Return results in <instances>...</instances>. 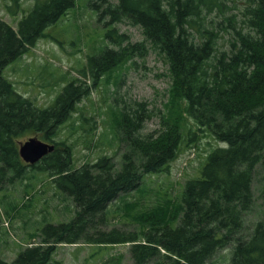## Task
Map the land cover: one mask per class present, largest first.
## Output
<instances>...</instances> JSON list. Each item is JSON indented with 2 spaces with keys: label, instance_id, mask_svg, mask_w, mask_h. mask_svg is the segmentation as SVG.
<instances>
[{
  "label": "trees",
  "instance_id": "trees-1",
  "mask_svg": "<svg viewBox=\"0 0 264 264\" xmlns=\"http://www.w3.org/2000/svg\"><path fill=\"white\" fill-rule=\"evenodd\" d=\"M10 2V13L21 14L16 28L0 17V189L30 167L43 169L77 210L68 221L44 225L39 243L26 246L12 261L0 258V264H45L61 242L130 243L132 264H214L225 248L231 250L230 264H264V215L250 230L245 225L254 204L255 171L264 161V0H243L238 19L237 13L227 14L224 0H90L105 38L115 46L88 56L94 84L135 52L144 55L152 48L168 65L171 94L183 99V111L198 129L225 142L208 154L200 175L184 184L180 215L173 212L167 220L146 215L142 220L153 222L142 232L103 229L109 204L175 157L179 125L169 122L163 134L151 136L141 133L143 116L122 112L128 149L119 168L107 155L72 167L65 141L39 162L26 163L20 140L29 133L53 140L90 91L72 80L52 105L43 107L3 76V69L33 47L76 0H33L28 9L22 7L24 0ZM124 21L141 28L144 42H131L118 30L115 24Z\"/></svg>",
  "mask_w": 264,
  "mask_h": 264
},
{
  "label": "rangeland",
  "instance_id": "rangeland-1",
  "mask_svg": "<svg viewBox=\"0 0 264 264\" xmlns=\"http://www.w3.org/2000/svg\"><path fill=\"white\" fill-rule=\"evenodd\" d=\"M224 1L227 14L237 13L238 19L243 0ZM32 3L33 0H24L22 7L28 9ZM89 3L90 0H76L74 7L47 28L33 47L7 65L2 74L19 93L43 107L52 105L69 81L84 82L89 87V94L76 104L53 140L45 139L42 133H29L20 140L37 136L55 147L65 141L71 147L75 168L94 163L102 155L113 158L117 168L121 166L122 155L128 149L119 121L124 111L132 117L143 116L141 133L151 136L163 134L169 122L179 125L181 140L175 157L162 171L146 174L138 188L120 193L109 204L103 229L142 232L147 229L145 224L153 222H144L146 215L153 213L164 220L173 212L180 215L184 184L200 175L208 154L225 142L198 129L183 111V99L171 94L174 81L168 65L152 48L147 47L144 55L135 52L94 84L88 56L107 45L115 46L105 38V29ZM8 4L10 0H0V17L16 28L21 13L11 14ZM115 26L131 42H144L139 26L126 21ZM253 192L254 204L245 217L247 230L264 215V161L256 168ZM76 210L72 198L61 192L43 169L30 167L19 179L4 183L0 189V258L14 260L26 246L42 240L44 225L68 221ZM129 248L130 243L105 246L61 242L45 264H132ZM230 255L229 248L219 250L214 264H230Z\"/></svg>",
  "mask_w": 264,
  "mask_h": 264
},
{
  "label": "water",
  "instance_id": "water-1",
  "mask_svg": "<svg viewBox=\"0 0 264 264\" xmlns=\"http://www.w3.org/2000/svg\"><path fill=\"white\" fill-rule=\"evenodd\" d=\"M55 149V145L37 136H31L20 142L19 152L22 159L28 163H36Z\"/></svg>",
  "mask_w": 264,
  "mask_h": 264
},
{
  "label": "bare ground",
  "instance_id": "bare-ground-1",
  "mask_svg": "<svg viewBox=\"0 0 264 264\" xmlns=\"http://www.w3.org/2000/svg\"><path fill=\"white\" fill-rule=\"evenodd\" d=\"M39 161H40V160H39ZM39 161H38V162H39ZM36 163H37V162H36Z\"/></svg>",
  "mask_w": 264,
  "mask_h": 264
}]
</instances>
